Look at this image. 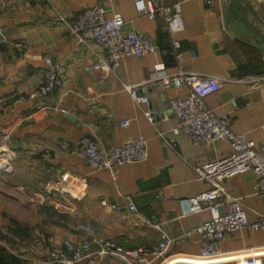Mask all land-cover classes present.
<instances>
[{
    "label": "crops",
    "instance_id": "1",
    "mask_svg": "<svg viewBox=\"0 0 264 264\" xmlns=\"http://www.w3.org/2000/svg\"><path fill=\"white\" fill-rule=\"evenodd\" d=\"M243 1L257 33L229 13L230 0H183V28L173 36L180 45L176 50L164 18L139 15L134 0H0V145L13 158L6 164L5 179L13 191H8L11 202L6 210L0 208V264H48L50 251L64 249V239L83 238L80 223L128 249L157 248L168 234L176 239L172 254L201 252V237L184 234L212 213L205 209L183 216L179 200L210 188L194 167L227 157L232 146L227 140L197 146L174 132L178 119L171 100L185 97L187 90L177 89L169 76L182 67L224 78L221 89L207 98L208 105L228 113L236 132L264 143V86L245 82L264 74V0ZM96 5L104 6L109 16L121 14L126 30L153 37L156 51L121 59L117 74L103 72L99 61L106 52L93 41L82 42L68 26ZM45 54L64 63L63 83L48 97H31L43 81ZM139 83L151 107L137 103L127 89ZM147 110L155 113L152 121ZM127 120L130 124L123 126ZM83 135L104 149L144 135L149 157L120 166L114 186L109 171L61 152L60 141L74 144ZM257 178L249 172L224 180L226 191L243 200L251 220L264 212ZM219 245L233 255L259 253L264 264L263 230L241 229ZM96 249L91 245L88 251ZM106 260L125 264L121 258ZM101 262L92 254L78 264Z\"/></svg>",
    "mask_w": 264,
    "mask_h": 264
},
{
    "label": "built area",
    "instance_id": "2",
    "mask_svg": "<svg viewBox=\"0 0 264 264\" xmlns=\"http://www.w3.org/2000/svg\"><path fill=\"white\" fill-rule=\"evenodd\" d=\"M182 1L169 5L168 0H134L139 15L164 18L165 30L176 50L180 45L173 36L183 28ZM125 23L121 14L114 13L109 16L104 6L96 5L85 8L68 26L70 33L82 42L93 41L102 47L106 58L100 59L99 68L103 72L117 74L121 59L132 56L145 57L157 48L153 37L137 30H126ZM18 46L23 48L22 43ZM174 54L181 61L180 53ZM43 59V81L31 97H48L63 83L66 71L64 63L54 61L50 54H45ZM169 77L177 89L187 90L185 97H175L171 100L172 109L178 119L174 132L197 146L210 147L224 140L229 141L232 146V153L227 157L194 167L198 178L207 181L210 188L198 195L179 200L183 216L193 215L205 209L212 213L210 219L184 234V237H201V252L197 255L172 254L170 249L176 239L168 234L162 235L157 248L139 245L128 249L114 240L102 238L92 225L80 223L77 229L84 234L83 238L79 241L64 239V249L50 251L48 264H78L92 254L102 261L100 264H109L106 259L112 258H121L125 264H223L240 258L246 259L245 264H262L258 258L259 253L233 255L223 252L219 243L227 235L244 228L264 231V212L257 220L249 219L243 200L230 195L224 186V180L227 178L253 172L258 177L257 192L264 197V143L259 145L244 133L236 132L232 128L228 113H217L208 105L207 98L221 89L224 78L182 67H178ZM245 82L255 88L263 87L264 74L248 76ZM141 85L142 83L127 85V89L137 103L151 107L148 95L139 92ZM145 114L149 120L154 119V111L147 110ZM129 124L128 120L122 123L123 126ZM59 147L63 154H75L85 159L95 170L109 171L113 176L114 186H117L120 166L144 162L149 157L148 143L144 135L127 139L122 145L111 149L102 148L98 141L88 135H83L74 144L69 140H62ZM57 156L60 157L61 154ZM113 207L121 209L119 205ZM130 208L134 210L135 206L131 204ZM223 208H226V211H222ZM91 245L97 247L94 253L88 251Z\"/></svg>",
    "mask_w": 264,
    "mask_h": 264
},
{
    "label": "rangeland",
    "instance_id": "3",
    "mask_svg": "<svg viewBox=\"0 0 264 264\" xmlns=\"http://www.w3.org/2000/svg\"><path fill=\"white\" fill-rule=\"evenodd\" d=\"M8 163H12L13 162V158H11V156H8V153L5 150H2V145H0V165L1 164H7ZM9 167H0V208L2 209H7L8 205L10 204V196L8 195V191L13 192L11 190H9V188L7 187V182H6V174L9 172ZM3 171V172H1ZM18 192L16 191L15 194H17ZM246 259L240 258L235 260L234 262H232V264H245Z\"/></svg>",
    "mask_w": 264,
    "mask_h": 264
},
{
    "label": "water",
    "instance_id": "4",
    "mask_svg": "<svg viewBox=\"0 0 264 264\" xmlns=\"http://www.w3.org/2000/svg\"><path fill=\"white\" fill-rule=\"evenodd\" d=\"M229 13L238 21L246 25L255 33L259 32L258 27L249 19V8L243 0H230ZM264 42V36H262Z\"/></svg>",
    "mask_w": 264,
    "mask_h": 264
},
{
    "label": "bare ground",
    "instance_id": "5",
    "mask_svg": "<svg viewBox=\"0 0 264 264\" xmlns=\"http://www.w3.org/2000/svg\"><path fill=\"white\" fill-rule=\"evenodd\" d=\"M0 167H6V164L5 163L4 164H1Z\"/></svg>",
    "mask_w": 264,
    "mask_h": 264
}]
</instances>
